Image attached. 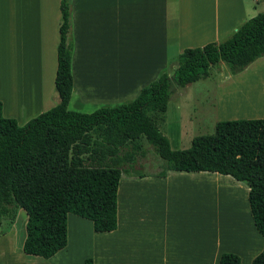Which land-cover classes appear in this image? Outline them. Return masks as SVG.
<instances>
[{"label": "crops", "instance_id": "crops-1", "mask_svg": "<svg viewBox=\"0 0 264 264\" xmlns=\"http://www.w3.org/2000/svg\"><path fill=\"white\" fill-rule=\"evenodd\" d=\"M60 1L0 0V102L19 126L56 105ZM263 11L264 0H70L72 109L132 102L162 73L172 77L185 49L224 41ZM209 79L198 81L200 113L214 129L264 119V58ZM137 173L120 178L115 231L95 233L68 214L63 250L43 261L15 256L3 235L0 264H219L226 253L252 264L263 250L245 183L210 172Z\"/></svg>", "mask_w": 264, "mask_h": 264}, {"label": "trees", "instance_id": "trees-1", "mask_svg": "<svg viewBox=\"0 0 264 264\" xmlns=\"http://www.w3.org/2000/svg\"><path fill=\"white\" fill-rule=\"evenodd\" d=\"M69 32L70 0H61L54 81L58 103L19 126L3 117L0 102V218L13 222L18 210L24 211L23 254L47 260L63 250L68 214L90 221L95 233L115 231L118 184L133 168L142 138L166 162L165 171L217 173L245 183L254 226L264 242V119L218 122L213 135L195 137L188 149L177 151L158 126L171 82L185 88L207 78L220 63L235 76L264 58V11L224 41L185 49L173 76L162 73L132 102L90 114L68 108L73 91ZM129 146L131 151L121 155ZM219 264H240V259L226 253ZM252 264H264V245Z\"/></svg>", "mask_w": 264, "mask_h": 264}, {"label": "rangeland", "instance_id": "rangeland-1", "mask_svg": "<svg viewBox=\"0 0 264 264\" xmlns=\"http://www.w3.org/2000/svg\"><path fill=\"white\" fill-rule=\"evenodd\" d=\"M224 69H227L229 72L227 66L223 63L210 68L208 71L209 80H215V75L222 73ZM203 86V82H197L187 88H179L175 86L174 82L170 84V90L174 92V94L171 95L168 101V110L164 119L165 122L160 121L158 126L161 133L169 140L172 150H186L190 147L193 138L214 134V128L210 121L211 114L204 115L203 120L201 119L200 97L203 95L201 90ZM54 93L53 102L57 104L58 97L56 92ZM73 103L72 101L70 102L69 110L79 112L72 109ZM96 110L98 109L94 111ZM139 144L141 148L136 153L133 168H131L129 172L132 174L137 172L144 174H160L165 171L166 162L157 156L153 147L148 144L144 138L140 140ZM129 151H131V146L121 152V155H124L125 152L129 153ZM26 220V215L22 210H18L13 222H10L8 219L0 218V236L9 235L13 242V247L17 249L14 254L15 256L21 255L22 257H26L22 253ZM9 250L11 249L9 248ZM37 259L42 260L41 258Z\"/></svg>", "mask_w": 264, "mask_h": 264}]
</instances>
